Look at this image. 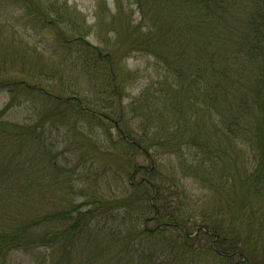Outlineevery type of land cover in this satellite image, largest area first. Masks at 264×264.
<instances>
[{"label":"trees","instance_id":"16d2710c","mask_svg":"<svg viewBox=\"0 0 264 264\" xmlns=\"http://www.w3.org/2000/svg\"><path fill=\"white\" fill-rule=\"evenodd\" d=\"M144 1L138 0L139 7ZM169 1H157L164 18L147 17L151 26L146 32L141 31L144 17L130 24L122 48L110 50L118 59L133 51L143 53L152 58L156 74L164 72L159 90L146 103L150 118L138 134L120 125L123 108L112 119L114 108L103 113L81 96L54 94L34 81V70L23 66L18 71L22 78L5 76L3 64L10 58L0 57V74L6 78L0 90H23L21 100L34 113L28 125L0 119V145L15 140L12 145L32 165L25 172L14 154L3 165L0 152V202L7 209L0 213V264H23L10 259L18 252L28 256L25 264H264V257L250 255L264 225L263 216L256 229L254 221L261 216L258 206L253 207L264 194V0H252L239 16L232 12L233 0ZM77 39L78 55L83 53L78 64L87 79L96 81L107 60L112 65L105 75L117 88L125 72L118 65L120 72L115 73V62ZM213 113L225 126L221 129L233 136L248 133L241 138L257 161L252 170L239 171L233 192L222 190L219 197L212 186L217 194L211 200L214 216L198 219L178 181L190 176L199 190L209 188L214 167L208 164L227 162L222 160L225 138L215 128ZM186 114L192 126L170 130L171 120ZM107 122L117 137L102 152L108 163L100 173L90 152L97 144L89 137L96 135L92 126ZM51 131H56L54 137ZM58 134L67 142L62 149ZM138 155L146 166L137 163ZM88 161L95 181L103 185L111 176L124 191L107 187L112 192L106 193L95 185L90 194L82 189L78 194L84 199L74 204L75 191L65 190L72 186L73 171ZM113 163L122 167L112 168ZM37 169L45 175L35 179L31 171ZM120 175L128 177L126 185L118 181ZM46 193L52 198L46 199ZM249 221L252 227L244 229Z\"/></svg>","mask_w":264,"mask_h":264},{"label":"rangeland","instance_id":"374dc122","mask_svg":"<svg viewBox=\"0 0 264 264\" xmlns=\"http://www.w3.org/2000/svg\"><path fill=\"white\" fill-rule=\"evenodd\" d=\"M157 1L147 0L139 7L138 0H0V57L2 56L1 59L10 58V61L3 64L4 70L1 73L5 76L22 78L23 76L18 74V71L22 66L25 69L30 68L35 71V76L32 77L34 81H40L39 83L43 87L54 94L81 96L92 105L97 106L103 113H106L110 108H114L112 119H116L121 108H123L124 113L120 125L132 131L131 134H138L136 132L144 126V120L150 118L149 112L146 111V103L152 94L154 97L156 91L159 90L158 78L162 81L164 72L161 70V73L157 72L156 74L151 65L153 63L152 58L144 56L143 53L133 51L130 55H122L118 59V57H114L113 52L110 54V50L122 48L120 44L130 24L132 26L136 25L144 17L141 31L146 32L151 26L147 21V17L153 14L156 17L161 15L164 18V12ZM166 2L169 3L171 1L166 0ZM233 2H235V5L231 9L237 16L244 15L242 8L248 7L253 3L252 0H233ZM170 13L177 14L178 11ZM180 22H182V19ZM77 38L99 49V53L102 56L115 62L111 66L115 73L119 71L118 65L121 71L125 72L127 76L123 80L119 79V82L116 83L117 88L105 75L109 70L108 67L112 65L107 60H103V62L108 67H103L102 63L101 70L96 75V81L91 82L87 79L88 76L85 70L78 64V59L81 61L80 57H83V53L80 56L78 55L79 49H76V44L80 42L78 43L79 39ZM70 45L72 47L66 49ZM95 51L97 50L95 49ZM93 55L94 52L92 51ZM111 56L114 59H111ZM39 68L41 72L37 71ZM3 75L0 74V83H5L6 81ZM22 91L17 89L16 92L9 93L6 90H0V110H3L0 119L2 121H10L13 124L25 122L27 125L33 122V110L21 100L23 99ZM180 100L179 96V105ZM212 116L215 119L214 123L218 134L226 139L221 143L224 146L222 160H227V162L224 164H208L209 168L214 167L209 171L211 183L208 184L209 188L199 190L196 188V181L190 176L182 177L180 181L177 180L179 185L185 187V195L191 199L189 201L191 202L189 209L195 212L194 217L198 219H208L209 216H214V205L211 200L217 194L221 197L219 192H222V190L226 194L233 192L231 189L234 182L233 179L235 180L240 176L239 171L244 169L247 172V169L254 167L257 161V159L253 160L250 157L249 144L245 140V142L242 141L248 133H244V135L239 136L240 138H237L238 135L233 136L231 134L233 133L232 131L221 129L225 126L222 125L221 121L220 123L217 121L220 117H217L215 113ZM171 121L173 123L170 125V130L174 129L175 126L179 128H183L186 125L192 126V124H187L192 123L187 114L179 115V118ZM85 122L86 120L82 123ZM92 129H95L96 135H92L89 138L96 142L97 146L90 152L93 155L94 164L98 167V172L101 173L105 168L104 164L108 163L104 162L102 152L117 137V131L110 122L99 127L92 126ZM51 133L54 137L56 131H51ZM58 136L60 138L59 148L62 149L67 145V142L63 140L64 137L62 138L59 134ZM250 139L252 140V137ZM248 141L250 140L248 139ZM10 143L15 144V140ZM12 144L3 143L4 147L0 145L3 165L11 161L14 154L26 168L25 172H30L32 165H28L27 158ZM151 151L154 152L153 149ZM162 157L163 159L165 158L164 156ZM59 160L62 163L61 158ZM138 161V164L146 166L144 164L146 161L141 155H138ZM82 164V167L76 168L70 175L72 186L65 190L66 192L75 191V195L71 194L74 204L84 199L83 195L78 194L82 189H84V193L90 194L94 191L95 185L101 187L106 193L112 192L107 187H117L118 192L124 191L123 187L114 184L115 182L112 181L111 176L107 177L103 185L100 180L95 181V170L89 169L91 161ZM0 166L2 167L1 164ZM219 166H223V172L219 169ZM121 167L117 163L112 165V168ZM31 172L35 179L45 175L42 169ZM88 174L91 176L90 179H88ZM177 176L180 177V174H177ZM121 179L126 185L128 177L124 175L118 176V181ZM39 186L40 183L36 187L38 188ZM212 186L217 187L216 196L214 195L216 189L212 190ZM223 186H225L224 189H222ZM0 197L3 198L2 195ZM51 198V194L46 193V199ZM56 198H59V196ZM259 200V202L256 201L253 204V207L258 206L256 212L257 215L261 216L256 220L253 218L256 229H259L264 216V194L260 196ZM6 210L5 206L0 202V213ZM9 212L12 213L11 209H9ZM243 224L244 229H249V227H252L253 221L244 222ZM260 231L263 237L258 239L260 240L258 245H256L255 241L257 250L250 254L251 256L255 255L259 259L264 257V248H261V244L264 243V225L260 228ZM259 234L260 232L257 231V235ZM201 239L203 240L204 238ZM10 259L16 263L23 260V264H25L28 256H23V253L18 252L12 254Z\"/></svg>","mask_w":264,"mask_h":264}]
</instances>
